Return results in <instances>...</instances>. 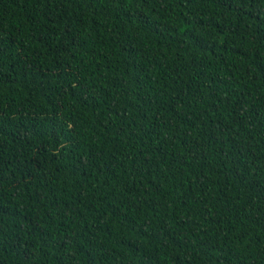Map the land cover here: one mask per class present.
Listing matches in <instances>:
<instances>
[{
  "label": "trees",
  "instance_id": "16d2710c",
  "mask_svg": "<svg viewBox=\"0 0 264 264\" xmlns=\"http://www.w3.org/2000/svg\"><path fill=\"white\" fill-rule=\"evenodd\" d=\"M0 264H264V0H0Z\"/></svg>",
  "mask_w": 264,
  "mask_h": 264
}]
</instances>
